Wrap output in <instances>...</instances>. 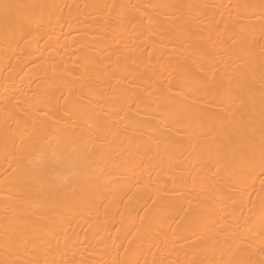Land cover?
<instances>
[{"label": "bare ground", "instance_id": "1", "mask_svg": "<svg viewBox=\"0 0 264 264\" xmlns=\"http://www.w3.org/2000/svg\"><path fill=\"white\" fill-rule=\"evenodd\" d=\"M0 264L264 261V0H0Z\"/></svg>", "mask_w": 264, "mask_h": 264}, {"label": "snow or ice", "instance_id": "2", "mask_svg": "<svg viewBox=\"0 0 264 264\" xmlns=\"http://www.w3.org/2000/svg\"><path fill=\"white\" fill-rule=\"evenodd\" d=\"M0 7H2L5 11H7L13 6L7 3H3V4H0ZM262 153H264V148H262ZM262 163H264V160H262ZM261 264H264V261H262Z\"/></svg>", "mask_w": 264, "mask_h": 264}]
</instances>
